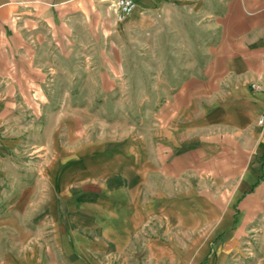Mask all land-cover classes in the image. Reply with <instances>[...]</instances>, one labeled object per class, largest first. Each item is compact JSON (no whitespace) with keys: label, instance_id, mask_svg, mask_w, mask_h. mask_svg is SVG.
Instances as JSON below:
<instances>
[{"label":"crops","instance_id":"0c3cea01","mask_svg":"<svg viewBox=\"0 0 264 264\" xmlns=\"http://www.w3.org/2000/svg\"><path fill=\"white\" fill-rule=\"evenodd\" d=\"M133 1L132 14L118 23L100 0H0V54L9 65H42L40 50L60 40L72 49L76 42L90 47L82 40L87 32L115 49L127 36H147L150 44L163 26L172 50L164 63L178 68L165 74L171 86L151 107L146 134L79 147L55 137L35 146L43 149L37 175L45 177L46 194L35 204L20 202L34 207L30 215L19 208L0 217L11 236L0 264H248L240 250L252 218L218 211L205 216L196 202L191 207L201 208L189 225L187 189L178 183L174 192L171 182L186 176L189 158L216 162L223 154L231 175L241 176L238 200L258 188L264 194V124L257 123L264 114V0ZM189 39L200 50L194 60ZM24 80V88L0 85L2 128L11 129L8 116L15 112L36 114L37 124L44 112L65 108L66 101L55 109L42 77ZM243 203L245 211L264 208V202ZM34 229H43V242Z\"/></svg>","mask_w":264,"mask_h":264},{"label":"rangeland","instance_id":"374dc122","mask_svg":"<svg viewBox=\"0 0 264 264\" xmlns=\"http://www.w3.org/2000/svg\"><path fill=\"white\" fill-rule=\"evenodd\" d=\"M104 6L108 8L106 4ZM85 36L82 40H88L91 44L87 48L76 42L75 49H72L62 40L45 44L39 54L44 62L42 65L25 62L9 65L4 62V55L0 54V85L17 83L18 87L21 85L24 88V79L31 77L40 82L42 77V89L54 95L51 100L54 106H58L55 109H60L66 101L64 110L44 112L37 124L36 114L15 112L8 116L11 129L0 127V217L9 210L14 216L21 208L20 202L35 204L37 197L46 194L45 177L37 175L44 164L40 158L43 149L35 146L46 147L55 137L60 141L65 138V142L69 137L79 147L103 139L146 134L149 123L154 120L151 107L163 100V90L171 86V82L165 80V74L170 76L178 68L164 63L170 60L172 50L166 47L170 42L163 26L158 38L150 44L147 36L140 39L127 36L129 42L122 49L110 48L109 42L105 43L98 33L87 32ZM193 44L189 39L187 51L191 60L200 51L193 48ZM187 67L192 69L194 65L188 64ZM65 93L70 96L64 98ZM222 156L216 162H199L194 157L189 158L186 176H172L171 188L175 192L180 183L182 191L187 189L188 199L191 200L188 207L189 225L192 221L190 216L194 217L201 208L199 203L205 216L218 211L226 215L235 213L234 216L238 218H252L246 225L240 253L246 256L245 263L259 264L260 260L264 261V208L245 211L242 207L247 200L264 202V194L260 196L258 188L238 200L240 194L235 189L241 176L239 173L231 175V162ZM200 166L203 172L209 174H201L197 170ZM29 185L38 186L24 192L23 187ZM211 201H217L220 208L212 209L209 205ZM17 202V209H14ZM196 202H199L198 207H191L190 204ZM27 208L30 215V208L34 207L23 206L21 209ZM7 226L8 222L0 223V259L4 256L3 243H7L11 237ZM4 229H7L6 232ZM37 231L30 230L34 233ZM35 234L39 242L45 240L43 229ZM198 243L192 241L189 245Z\"/></svg>","mask_w":264,"mask_h":264},{"label":"built area","instance_id":"2783aa9c","mask_svg":"<svg viewBox=\"0 0 264 264\" xmlns=\"http://www.w3.org/2000/svg\"><path fill=\"white\" fill-rule=\"evenodd\" d=\"M108 8L113 12L115 20L118 23L124 22L135 9L133 0H102ZM254 90H259L258 86H252ZM259 125L264 124V114L258 119Z\"/></svg>","mask_w":264,"mask_h":264}]
</instances>
